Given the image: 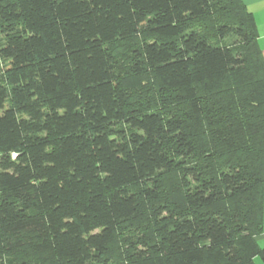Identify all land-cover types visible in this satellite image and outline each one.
Here are the masks:
<instances>
[{"label":"trees","instance_id":"1","mask_svg":"<svg viewBox=\"0 0 264 264\" xmlns=\"http://www.w3.org/2000/svg\"><path fill=\"white\" fill-rule=\"evenodd\" d=\"M0 61V264L264 263L242 0H0Z\"/></svg>","mask_w":264,"mask_h":264},{"label":"crops","instance_id":"2","mask_svg":"<svg viewBox=\"0 0 264 264\" xmlns=\"http://www.w3.org/2000/svg\"><path fill=\"white\" fill-rule=\"evenodd\" d=\"M246 8L253 14L258 33V44L264 58V0H242ZM260 246H264V223L263 232L256 236Z\"/></svg>","mask_w":264,"mask_h":264},{"label":"rangeland","instance_id":"3","mask_svg":"<svg viewBox=\"0 0 264 264\" xmlns=\"http://www.w3.org/2000/svg\"><path fill=\"white\" fill-rule=\"evenodd\" d=\"M0 66H1V61H0ZM255 262H256V264H264V263L260 260L259 257H256V258H255Z\"/></svg>","mask_w":264,"mask_h":264},{"label":"snow or ice","instance_id":"4","mask_svg":"<svg viewBox=\"0 0 264 264\" xmlns=\"http://www.w3.org/2000/svg\"><path fill=\"white\" fill-rule=\"evenodd\" d=\"M246 2H247V0H246Z\"/></svg>","mask_w":264,"mask_h":264}]
</instances>
